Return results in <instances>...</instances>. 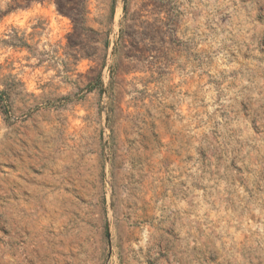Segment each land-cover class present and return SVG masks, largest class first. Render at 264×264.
<instances>
[{"label":"rangeland","instance_id":"obj_1","mask_svg":"<svg viewBox=\"0 0 264 264\" xmlns=\"http://www.w3.org/2000/svg\"><path fill=\"white\" fill-rule=\"evenodd\" d=\"M0 264H264V0H0Z\"/></svg>","mask_w":264,"mask_h":264}]
</instances>
